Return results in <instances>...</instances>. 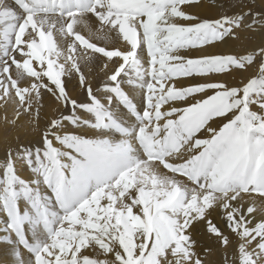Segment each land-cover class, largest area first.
<instances>
[{"label": "snow or ice", "instance_id": "6c2138e0", "mask_svg": "<svg viewBox=\"0 0 264 264\" xmlns=\"http://www.w3.org/2000/svg\"><path fill=\"white\" fill-rule=\"evenodd\" d=\"M200 3L0 0V107L37 128L42 90L65 110L38 144L9 146L0 163L8 264H205L212 249L198 251L201 225L222 264H264V208L255 203H264V8L241 3L209 20L187 11ZM91 18L124 47L108 50L81 34ZM244 31L262 42L243 53L181 54ZM97 61L113 67L94 90L87 73ZM257 63L242 83L211 79ZM72 75L85 91L79 102L66 90ZM196 77L207 82L175 83ZM218 118L226 122L210 127ZM216 210L227 231L210 219Z\"/></svg>", "mask_w": 264, "mask_h": 264}, {"label": "bare ground", "instance_id": "6f19581e", "mask_svg": "<svg viewBox=\"0 0 264 264\" xmlns=\"http://www.w3.org/2000/svg\"><path fill=\"white\" fill-rule=\"evenodd\" d=\"M210 1L215 2L217 0H210ZM260 1L263 4V8H264V0H260ZM5 3L11 4L12 1L5 0ZM193 14L194 15L201 14L200 15L201 18H213L215 16V12L213 8L206 4L201 5L199 8L198 6H195ZM78 30L81 31L82 34L86 35L91 40L96 42L97 44H100L101 46H104L109 49H114V47H116V45L119 42L118 39L120 38L118 34L112 32L107 33L106 31H104L105 34L103 35V33L100 31V26L98 22L95 21L94 18H91L89 20V27L85 28L82 25H79ZM245 32H247V34L241 35L239 40L244 42H248L251 40L249 46L246 47V49L244 48L246 52L253 48H256L262 42V37L259 33H253L248 31ZM103 36L106 37L110 36L111 41L107 42V40L106 41L102 40V38L100 37ZM96 63L100 64L102 63V61H97ZM258 67H260L259 63H257L256 66L252 68H254L253 70L256 71ZM253 74L254 72H252V75ZM91 75H92L91 72L87 73V77H90ZM100 78L101 81L97 85L101 84L103 81L106 80L104 74L102 73L100 74ZM193 83L194 82H190V84ZM65 84L68 94L73 99H79L81 97L79 94L80 91L78 87L79 86L78 79L75 75L65 78ZM73 90H76V93H73ZM42 96H43V108L40 112L39 128L36 127V121L32 117L21 115L17 119L16 114L11 107H8L7 109L0 108V163H2L5 160L6 150L9 148V146L14 148L18 143L22 145L38 144L40 142V130L45 127L46 122L53 117H59L60 114L65 111L62 107L58 106L54 98L51 97V95L48 94L46 91L42 90ZM137 101L140 104H142V98L139 95H137ZM57 108H59V111H57ZM11 115L15 117L13 121L9 117ZM34 115L35 113L33 112V116ZM211 127L217 129V125H213ZM18 174L25 179L30 180L32 178V174L30 173V171L23 167L19 169ZM250 203H251L250 201H246L244 206L247 207L249 206ZM255 203L258 209L264 208V203H262L261 201H256ZM261 215H264V213H261ZM210 219H212L214 223L220 226H222V224L224 223L223 217L220 214L219 210L213 211V213L210 216ZM257 219H259V216H257ZM204 240L205 238L203 237V241ZM211 249L212 251L210 255H207V258H205V264H222L223 262L222 250L219 249L216 244H214L213 248ZM0 264H8L7 256L2 253H0Z\"/></svg>", "mask_w": 264, "mask_h": 264}, {"label": "rangeland", "instance_id": "374dc122", "mask_svg": "<svg viewBox=\"0 0 264 264\" xmlns=\"http://www.w3.org/2000/svg\"><path fill=\"white\" fill-rule=\"evenodd\" d=\"M244 3L247 4L250 7H254L255 10L259 11L260 9L263 8V4L261 3L260 0H217L215 2H211L210 0H201L200 5H198V8L203 5L206 4L210 7L213 8L214 12H215V16L213 18H201L200 15L199 16L201 19H217L219 17H222L224 15H233L239 12V8L237 7L239 4ZM194 7L187 9V11L191 12L193 14L194 11ZM198 14V12H197ZM183 21H178V23H181ZM183 23H187V22H183ZM100 31L103 33V35L105 34L104 31L107 32V30H101ZM110 33V32H107ZM82 34V33H81ZM246 35L247 32H241L239 34V38L241 35ZM84 35V34H83ZM86 38L90 39L89 37H87L85 35ZM100 37L102 38V40H107V42L111 41L110 36L106 37ZM91 40V39H90ZM119 42L116 45V47H114V49H119V48H123L125 42H123L122 38L118 39ZM92 42H94L93 40H91ZM251 42H244V41H240L239 39L237 40H229L226 44L223 45H218L216 47H210V46H205L203 48L200 49H194V50H181V54L185 55L188 58H199L208 54H212V53H243L245 52L244 48L246 49V47L249 46V43ZM96 43V42H94ZM115 44V43H114ZM98 46H101L100 44H97ZM111 45V44H110ZM108 50H114V49H109L106 48ZM65 50H66V46H65ZM98 55V54H97ZM110 65V66H109ZM108 68H104L103 66V62L102 63H95L92 66L91 69V76L87 77V79L89 80V83L91 84V86L93 87V89H96V85L101 81L100 78V74H104L105 78H107V75L110 74V71L113 67L112 64H109ZM259 68L254 71L252 67L248 68L247 71L245 72H236L233 73L232 75H224V74H210L211 75V79L213 81H224L227 82L229 85H236L239 83H242L243 81H246L249 77L255 76L258 72H259ZM97 70V71H96ZM252 72H254V74L252 75ZM252 75V76H251ZM190 82H194L193 84L196 83H203V82H207L204 78H200V77H196V78H181L179 80H177L175 83L177 84V87H187V86H191L193 84H190ZM79 94H80V98L76 99L78 102L82 101L86 98L85 95V91L81 88L80 84H79ZM73 93H76V90H73ZM194 102V100H192L191 98L189 99V101L185 102V103H181V104H177L176 106L178 107H183L186 106L187 103H192ZM2 109H5V107H0ZM23 116H29L27 114H22ZM10 119L13 121L15 119L14 116H9ZM226 122L223 118H218L212 122H210V127L213 125H217V129L222 126V123ZM199 138H207L208 137V133L206 131H202L201 133L198 134ZM166 171V170H164ZM171 175V174H169ZM213 213V212H212ZM211 213V214H212ZM216 224V223H215ZM224 224V226H223ZM222 226L218 225V227H220L222 230L227 231L226 227H225V223H223ZM203 237L205 238V240L203 241ZM195 238L200 242V249H198V251H203L209 248H213V245L215 244V242L213 241V239L205 232L204 228L202 226L199 227L198 232L195 235ZM211 245V246H209ZM211 251L207 253V255H210ZM207 255L205 256V258H207Z\"/></svg>", "mask_w": 264, "mask_h": 264}]
</instances>
